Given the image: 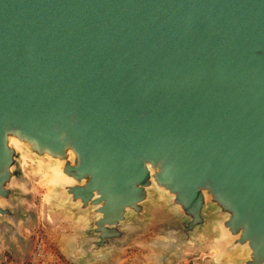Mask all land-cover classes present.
I'll return each mask as SVG.
<instances>
[{"label": "water", "instance_id": "water-1", "mask_svg": "<svg viewBox=\"0 0 264 264\" xmlns=\"http://www.w3.org/2000/svg\"><path fill=\"white\" fill-rule=\"evenodd\" d=\"M27 160L73 264L157 213L155 264H264V0H0V247L35 217Z\"/></svg>", "mask_w": 264, "mask_h": 264}, {"label": "rangeland", "instance_id": "rangeland-1", "mask_svg": "<svg viewBox=\"0 0 264 264\" xmlns=\"http://www.w3.org/2000/svg\"><path fill=\"white\" fill-rule=\"evenodd\" d=\"M26 169L31 178L26 192L31 194V199L24 200V203L34 211L35 217L29 224L21 226L22 241L15 239L12 245L0 247V264H73L65 252L64 241L78 226L59 214L46 212L45 199L51 189L49 176L37 177L29 160ZM162 218L159 213L155 214L149 228L115 254L113 264H155L152 255L156 249L148 242L157 236ZM217 253L212 242H207L200 248H187L183 258L168 264H211Z\"/></svg>", "mask_w": 264, "mask_h": 264}]
</instances>
